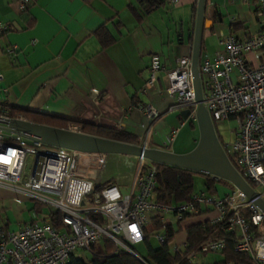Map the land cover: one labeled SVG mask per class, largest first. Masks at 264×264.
<instances>
[{
  "label": "built area",
  "instance_id": "2783aa9c",
  "mask_svg": "<svg viewBox=\"0 0 264 264\" xmlns=\"http://www.w3.org/2000/svg\"><path fill=\"white\" fill-rule=\"evenodd\" d=\"M31 0H19L23 10ZM258 21L257 29L240 37L218 33L221 49L205 56L198 66L202 104L214 125L233 119V141L221 144L232 165L264 198V0H249ZM174 5L179 0H165ZM0 23V34L6 31ZM15 47L4 50L13 55ZM162 69L157 54L150 55L148 77L143 91L154 88ZM2 75L0 74V81ZM164 93L170 98L168 110L188 109L186 120L194 121L196 101L193 95L190 57L179 56L176 66L165 73ZM4 92V88H0ZM147 118L157 112L150 106L140 107ZM11 117L0 108V189L8 191L15 204L30 200L41 204L48 213L32 212L31 219L11 231L0 226V264H66L73 253H87L102 237L115 248L124 250L141 261L132 246L144 238L151 218L165 224L167 216L177 221L183 215H197L199 207H208L210 224L230 233L237 258L223 257L228 241L210 238L185 254L176 264H264V230L258 236L251 233L241 211L250 213L257 226L264 222L262 213L252 200L237 189L214 198L203 192L191 193L180 203L160 204L153 197L156 166L142 157L120 155L130 169L128 189L120 193L115 184L101 183L106 154L66 150L29 141L7 129ZM22 119V118H21ZM66 128L80 132L69 124ZM178 128H172L162 147L169 150ZM121 131V127L117 128ZM211 179L219 178L211 176ZM102 184V185H101ZM101 185V187H97ZM230 213L229 216H227ZM57 216L55 221L49 218ZM163 244L166 236L154 234ZM186 244L183 243V247ZM180 245L171 243L169 253L180 254ZM207 254L220 255L222 261L209 263ZM246 256L247 260H244Z\"/></svg>",
  "mask_w": 264,
  "mask_h": 264
},
{
  "label": "crops",
  "instance_id": "0c3cea01",
  "mask_svg": "<svg viewBox=\"0 0 264 264\" xmlns=\"http://www.w3.org/2000/svg\"><path fill=\"white\" fill-rule=\"evenodd\" d=\"M18 1L0 0V23L7 28L0 34L1 109L7 105L26 110L30 115L15 117L29 121L41 114L54 117L52 126L58 128L69 124L79 129L82 124L121 127L135 137L133 144L161 150L170 130L178 128L167 151L184 153L194 145L198 136L195 122L186 120L179 127L183 120L180 111L168 110L171 100L163 90L166 71L176 66L179 56L190 57L196 0H179L174 5L161 0L149 14L139 13V19L129 8L137 7L134 0H31L23 10ZM203 21L198 66L205 56L221 49L219 32L240 37L258 26L249 0H204ZM230 23L237 25L230 27ZM101 25L114 39L103 48L93 35ZM8 47H15L11 56L4 53ZM152 54L158 55L162 69L154 88L144 92ZM148 105L157 112L155 118H147L140 110ZM59 120L67 121V126L58 125ZM187 124L190 130L184 131L181 140L179 135ZM129 176L130 171L123 191L115 184L120 193L127 191ZM199 176L205 188L200 192L214 198L228 194L218 195L216 183L230 187V193L234 189L209 176L208 190L207 179ZM200 192L192 186V193ZM14 205L10 199L0 202V213L9 207L14 211ZM199 209L197 215L180 221L169 215L161 223L174 231L172 243L179 244L181 252L186 244L184 228L210 216L208 207ZM16 223L11 228L7 219H0V226L9 230L22 227L20 219Z\"/></svg>",
  "mask_w": 264,
  "mask_h": 264
},
{
  "label": "trees",
  "instance_id": "16d2710c",
  "mask_svg": "<svg viewBox=\"0 0 264 264\" xmlns=\"http://www.w3.org/2000/svg\"><path fill=\"white\" fill-rule=\"evenodd\" d=\"M134 2L139 8V11L137 7L134 6H130L129 8L138 19L141 17L140 14H142V16L147 15L157 6L162 4L161 0H134ZM236 25V23H230V27ZM93 35L98 41L101 48L114 41L113 36L110 34L107 28H105L104 25L98 27L93 32ZM4 108L8 110V114L11 117H15L17 115L26 117L29 114L28 111L13 106L6 105ZM54 120H56L54 119V117L42 114L32 116V121L51 126L54 125ZM57 124L66 127L68 123L67 121L59 120V123ZM213 126L215 129L214 124ZM80 131L90 135L104 137L116 141L132 144L136 143V139L132 134L126 133L124 131H117L116 129L82 124L80 126ZM216 135L218 141L221 143V137L217 134V132ZM229 161L233 165H235L230 157ZM154 164L156 166V184L153 189V198L160 204L168 205L186 201L189 198V195L192 193L193 177L195 175H201L205 177L207 179V182H205V186L208 190L211 188V182L208 181L209 175L169 165L158 163ZM223 182L226 183L224 180ZM101 185H98L97 187L99 188L101 187ZM41 209V204L36 202L33 203L32 210L35 214L41 212ZM241 214L242 217H244L248 222L251 233L255 236L260 235L264 230V222L260 225L255 226L252 224L250 220V213L247 210H242ZM55 215L56 214H54V217L49 218V220L55 221V225L58 226V223L56 224L57 216ZM229 215L230 213L227 216ZM188 216L190 215L184 214L183 219L187 218ZM220 226L221 225L218 224H210L207 219L187 225L184 228L186 241L184 250L178 255H171L169 253V247L172 243L174 231L169 225H161L157 218H153L151 219L150 224L145 228L144 238L140 242L144 245L145 252L143 254H138L132 246L133 251L138 254L141 261L135 258L133 255L125 252L124 250L115 248L114 244L110 240H108L106 237H102L100 241H98L91 247L89 252L71 254L66 264H176L182 262L183 257L186 253H188L190 249L198 247L202 242L210 238L226 239L228 241V244L226 246L223 257L227 260H234L237 258V253L233 251L232 247L234 237L230 233L223 231ZM158 230H161V232L165 234L166 241L163 244L158 243L155 247H153L149 243V237L156 234ZM242 257H244V260H247L246 256ZM247 263L249 264L248 261Z\"/></svg>",
  "mask_w": 264,
  "mask_h": 264
},
{
  "label": "water",
  "instance_id": "95a60500",
  "mask_svg": "<svg viewBox=\"0 0 264 264\" xmlns=\"http://www.w3.org/2000/svg\"><path fill=\"white\" fill-rule=\"evenodd\" d=\"M203 10L204 0H196L190 53V73L193 95L196 101L194 122L198 136L195 145L190 150L184 153H173L21 118H10L7 122V129L26 140L56 148L142 157L151 163L169 165L213 176L228 182L233 188L244 193L264 213V198L258 195L251 184L239 174L229 161L218 141L209 114L202 104L198 56L201 31L204 27ZM188 113V109L180 110L182 119H186Z\"/></svg>",
  "mask_w": 264,
  "mask_h": 264
},
{
  "label": "rangeland",
  "instance_id": "374dc122",
  "mask_svg": "<svg viewBox=\"0 0 264 264\" xmlns=\"http://www.w3.org/2000/svg\"><path fill=\"white\" fill-rule=\"evenodd\" d=\"M247 24L249 25V21L247 22ZM237 33L241 34L240 31H238ZM234 129H235V122L233 119L216 123L215 130L217 134L221 137L220 144H225V143L229 144L233 141L232 132ZM186 130H190L188 124L185 130H183V132H181V134L179 135V139H181V137L185 139L184 131ZM186 146L188 148V146L190 145H186ZM129 171L130 169L127 168V166L124 164L123 159L120 155L106 154L102 168V173H101V182H105L104 184L114 183L117 186H119L121 191H123L125 189V177ZM215 185L218 191V195L220 194V196H222L226 192L229 194L231 191L230 187L223 186L220 183H216ZM204 189L205 188L201 177L199 175L194 176L193 191L200 192L201 190ZM10 195L11 194L8 191L4 189H0V202H4V200L9 201V199L11 200ZM213 196H215V194H213ZM33 203L34 202L30 200H22L21 203L14 205L15 207L14 211L10 207L7 209H3L0 213V219L1 218L7 219L11 228L17 225L16 223L17 218L20 219L21 222H28L32 216V212H31L32 210L30 208L32 207ZM19 208H20V212L18 210ZM41 212L46 213L48 212V210L44 206H42ZM172 225L175 224L173 223ZM149 243L153 247H155L158 244L156 238L153 236L149 237ZM133 248L138 254H143L145 252V247L142 243H139L138 245H134ZM75 254H79V252ZM203 259L209 263H213L214 261H218V262L222 261L220 255H214V254H207L203 257Z\"/></svg>",
  "mask_w": 264,
  "mask_h": 264
}]
</instances>
